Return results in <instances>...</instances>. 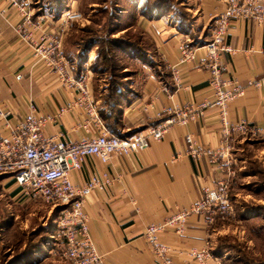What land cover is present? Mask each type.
<instances>
[{
    "label": "crops",
    "instance_id": "1",
    "mask_svg": "<svg viewBox=\"0 0 264 264\" xmlns=\"http://www.w3.org/2000/svg\"><path fill=\"white\" fill-rule=\"evenodd\" d=\"M66 1L68 7L64 12L70 7L80 10V0ZM122 1L127 0H115L117 7ZM131 2L137 3L135 12L131 14L120 5L119 19L122 24L132 20L131 26L148 36L151 44L145 46L148 61L134 59L137 69L125 79L132 90L127 98L132 99L128 102L122 100L117 107L120 127L116 134L120 135L154 127L170 116L168 109L214 97L209 87L211 61L204 45L211 40L213 19L224 6L219 0H179L176 10L191 19L179 29L183 23L175 11H166V15L159 18L153 11L152 16L144 12L145 0ZM95 5L96 2L90 3L92 7ZM64 12L58 15V7L54 3L37 9L33 25L27 26L25 31H31L37 39L42 33L66 29L68 25L60 18ZM21 20V15L7 0H0V112L8 111L7 118L16 124L26 118L30 105L34 103L39 115L55 117L43 128L46 136L69 142L96 136L94 123H90L89 130L84 127L89 118L86 108L75 104L81 96L80 89L68 87L56 73L41 62L36 63L30 45L17 32L16 26ZM229 29L226 44L235 50V54L221 51L222 78H239L243 86H248L250 81L260 83L259 86L247 87L244 95L229 104V119L232 123L246 119L253 126L261 127L264 125V52L261 54L258 51H264V25L234 18ZM182 46L197 48L193 60L181 62ZM89 78L84 83L90 88L97 112L107 126L100 113L102 100L96 98V89ZM102 92H107V89L98 88V95ZM60 108L68 110L57 116ZM204 112L186 125L173 126L161 140L153 141L147 149L123 156L114 155L106 164L90 155L83 161L81 169L71 173L72 181L77 184H85L93 174L102 175L107 170L120 176L107 191L92 196L84 209L91 217L92 237L109 263L160 264L153 260L151 247L144 236L146 227L169 219L180 207H187L195 199L203 197L206 186H213L221 179L229 180L230 184L238 180L237 175H231L211 161L207 150L217 151L225 145L222 144L223 125L218 108L210 107ZM5 122L0 116V129ZM188 134L193 137L199 157L189 154V145L186 144ZM247 136L252 135L233 132L229 136V144L233 148L238 147V143ZM255 137L263 139L259 135ZM233 160L238 167L236 153H233ZM0 196L7 200L9 207L12 203L18 206L30 202L21 199L20 187L10 175L0 177ZM203 218L200 213L191 211L186 235L177 233L174 226L166 227L160 233L162 240L173 246L170 254L173 264H199L188 255V250L192 246L203 247L205 242L210 243L215 257L224 259V264H238L234 255H227L226 251L221 255L214 252L216 226L205 227ZM48 232H51L50 229ZM50 235L55 237L52 232ZM30 247L34 249L32 259L22 257L17 260L18 264L20 261L22 264L40 261L37 257H42L44 246L34 242L27 249ZM22 249L17 254L27 250L24 246Z\"/></svg>",
    "mask_w": 264,
    "mask_h": 264
},
{
    "label": "built area",
    "instance_id": "2",
    "mask_svg": "<svg viewBox=\"0 0 264 264\" xmlns=\"http://www.w3.org/2000/svg\"><path fill=\"white\" fill-rule=\"evenodd\" d=\"M35 1L39 0H7L21 15L22 20L16 26L17 32L30 45L36 63L41 62L56 73L59 80L68 87L80 89L81 96L75 104L86 108L89 118L84 127L89 130L90 123H94L97 134L73 142L48 137L43 133V128L47 122L54 121L55 117L39 115L34 103L30 105L26 118L16 124L7 118L10 114L8 111L0 112V116L6 121L0 129V176L10 175L14 179L20 187V197L23 201L43 202L53 209H59L55 237L62 241L64 257L71 264H111L92 237L91 217L84 209L92 196L107 191L120 176L107 170L102 175L93 174L85 184H77L72 181L71 173L81 169L83 161L90 155L98 157L106 164L114 155L123 156L147 149L153 141L161 140L173 126L186 125L189 120L204 115L206 109L216 107L221 111L222 144L225 145L217 151L208 149L207 152L211 154V161L218 163L231 175H235L234 148L229 144V136L233 132H238L242 135H259L264 139V125L253 126L246 119L232 123L229 119L228 106L238 96L244 95L247 87L259 86L260 83L250 81L248 86H243L239 78H222L219 56L221 51L235 54V50L226 44L229 27L234 18L253 20L259 25H264V0H219L224 5L223 9L213 19L211 40L204 45L211 61L209 87L213 98L205 97L187 106L168 109L167 113L170 115L168 118L154 127L126 137H120L108 130L97 112L85 80L76 79L63 50L65 29L59 28L53 32L42 33L37 39L31 31H25L27 26L33 25ZM60 18L69 26L85 17L79 9L70 7ZM182 47L181 62L193 60L197 48ZM258 52L262 54L264 51ZM175 78L178 80V73ZM66 110L68 108H60L57 116ZM159 116L162 117L161 114ZM186 144L189 145V154L194 157L200 156L199 150L193 145L191 134L186 136ZM229 190V180H218L213 186H206L203 197L195 199L187 207H180L169 219L149 224L144 236L151 247L153 260L160 264H173L170 257L173 246L164 242L160 233L166 227L174 226L177 233L186 235L188 215L191 211L204 216L205 227L213 226L218 218L235 217L236 209ZM210 247L209 242H205L200 248L192 246L188 250V255L199 264H224V259L215 257Z\"/></svg>",
    "mask_w": 264,
    "mask_h": 264
},
{
    "label": "rangeland",
    "instance_id": "3",
    "mask_svg": "<svg viewBox=\"0 0 264 264\" xmlns=\"http://www.w3.org/2000/svg\"><path fill=\"white\" fill-rule=\"evenodd\" d=\"M80 1V11L85 18L67 26L64 31L63 50L68 59V56L78 55L80 45L82 48L90 37L102 38L99 48L94 46L89 59L83 63L86 67L81 68L76 65L77 67L73 68L69 63L75 76L77 70L81 68L78 70L80 78L87 80L90 77L97 94L98 88L105 89L110 76L109 73L100 75L101 64L109 70L114 67L115 74L118 70L129 73L137 69L134 64L137 63L134 62L135 55L128 50L127 45L118 41L111 42L107 38L109 36L114 39L124 37L126 42L138 40L145 46L150 45L151 40L137 27H130L125 31L115 29L110 32L112 36L106 33V30H110L113 26L111 25L112 17L102 8L110 9L112 0ZM174 1L176 0H170L171 3ZM35 2L34 7L40 10L53 3L50 0ZM92 2H96L97 5L90 6ZM118 5H121L123 9L127 8L131 14L134 10L128 0ZM119 6L117 11L111 8L112 12L115 11L114 13L118 15L122 10ZM123 23L131 24V22ZM88 28L91 30L90 33L85 31ZM77 43L80 45H76ZM91 56L93 58H90ZM97 78L102 80L98 81ZM233 153H236V158L239 160L235 171L238 180L230 184L229 193L237 209V215L233 218L216 220L217 235L213 243L216 249L223 250L224 253L226 251L227 255H234L238 264H264V139L255 136L244 137L238 143V147H234ZM51 208L50 205L35 201L18 206L12 203V207H9L7 200L0 196V264H18L17 252L22 251L23 246L27 249L34 242H40L45 250L41 258L37 257L40 261L36 264H71L64 257L62 241H58L54 236L51 238V232L55 235L57 233L56 219L58 218L56 209L51 211ZM48 229L51 232H48ZM229 249L233 251L229 252ZM19 264L22 262L20 261Z\"/></svg>",
    "mask_w": 264,
    "mask_h": 264
},
{
    "label": "trees",
    "instance_id": "4",
    "mask_svg": "<svg viewBox=\"0 0 264 264\" xmlns=\"http://www.w3.org/2000/svg\"><path fill=\"white\" fill-rule=\"evenodd\" d=\"M50 1H52L58 7V15H60L61 12H64V10L68 7V5H67L68 1H66V0H50ZM128 1L131 3L132 10L134 9L132 11V13H134L136 8H137V3L131 2V0H128ZM176 6H179V0H176L172 3L170 2V0H154V1L153 0H147L145 3V11L144 12L146 14L152 16L151 13L153 11L154 15L156 17L161 18V17L166 15V14H164L166 11H167V13H168V11H175V13L178 14V16H179L181 24L183 23V25L179 26V29H182V26L184 27V25H186L187 22L191 19L189 18V16H185L184 13L181 14V12H179L178 9L176 10ZM111 8L115 9V11L118 10L116 2L114 0L111 1ZM102 9L105 10L106 12H109V16L112 17L111 18V20H112L111 25H113V26L110 27V30H108V29L106 30L107 34H110L112 36L113 34L110 32L115 30V29H116V31H119V30H122L123 28H125V30H126V29L132 27L131 26L133 24L132 20L129 21V22H131V24L129 26H128V24L124 25L121 23L119 16L114 13L115 11L112 12V9L110 10L109 7H104ZM85 31H87V32L89 31V33L91 32L90 28L85 29ZM107 39L111 42L112 41H118L120 43H122V42L125 43L127 45L128 50H130L131 53H133L135 55L134 56L135 59L138 58L139 60H142L143 62L148 61V59H149L148 49L145 47V45H142L140 41L137 40L136 42H126L124 40V37L122 39L121 38H119V39L115 38L116 39L115 40L114 38H111L110 36ZM101 43H102L101 37H90V39L87 41V43L83 44L82 48H81V45L79 43H77L76 45H80V49H79L80 53L76 56H72V55L68 56V62L70 63V65H72L75 68L77 67L76 65H78L81 68L86 67V66H83L84 65L83 63H85L89 59L90 52L93 50L92 48L94 46H97L99 48ZM101 68H102V70L100 69V75L104 76L105 73H109L110 76H109L107 83L105 84L106 85L105 88L107 89V92H105V93L102 92V94H100V95H98V93L97 94L95 93L96 98L102 100V109L100 110V113H101V115L104 116L105 122H106L108 128L113 132V134L118 135L120 137L129 136V135L135 133L136 131H131L129 133H122L121 135L116 134L117 129L120 127V124L118 123V119H117L118 117L116 114V110H117V107L121 103L122 100H124V101L126 100L125 102H128L132 99V98H127L128 94L131 93L132 90L130 89L131 87L129 86L128 81H125V79L128 78V76H130L133 73L132 72L127 73L123 70H120V71L118 70V73L115 74V71H113L114 67H112V70H109L108 67H103L102 64H101ZM80 69H78V70H80ZM78 70L76 73V77L79 79L80 76H79ZM97 80L99 81L102 79L97 78ZM106 112L109 114L107 115ZM231 199H232V197H231ZM56 210L59 213V209H56ZM36 243H39V245L41 244L40 242H36ZM33 250L34 249H32L31 247L28 248L24 253L17 254L16 259L18 260V259H21L22 257L26 258V260L32 259ZM232 251H233L232 249H229V252H232ZM214 252L216 254H220V255L224 253L223 250L216 249V248H215Z\"/></svg>",
    "mask_w": 264,
    "mask_h": 264
},
{
    "label": "water",
    "instance_id": "5",
    "mask_svg": "<svg viewBox=\"0 0 264 264\" xmlns=\"http://www.w3.org/2000/svg\"><path fill=\"white\" fill-rule=\"evenodd\" d=\"M3 176H6V175H2V176H0V177H3Z\"/></svg>",
    "mask_w": 264,
    "mask_h": 264
}]
</instances>
